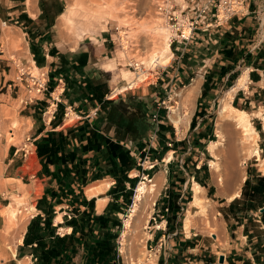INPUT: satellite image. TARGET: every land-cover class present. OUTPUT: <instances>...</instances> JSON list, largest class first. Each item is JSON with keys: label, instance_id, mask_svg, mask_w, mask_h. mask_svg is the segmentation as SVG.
<instances>
[{"label": "crops", "instance_id": "0c3cea01", "mask_svg": "<svg viewBox=\"0 0 264 264\" xmlns=\"http://www.w3.org/2000/svg\"><path fill=\"white\" fill-rule=\"evenodd\" d=\"M248 5L249 13L247 15L234 17L222 29L213 31L210 35L205 32H198V37L187 48L185 53H178V56L175 57L170 46L171 60L174 57V64L170 65L171 68L163 71L158 82L153 84V86L144 88L143 93H139L138 95L143 100L147 113L159 112L162 119L160 135L173 132L172 128L163 120L166 119L163 102L167 98L169 89L173 90L174 87H181V85L184 87L189 85L184 90L185 92L181 93V96L185 100L196 96L197 105L203 106L202 108H205L208 113L219 94L223 93L230 86L231 89L228 90L227 94L230 92L232 97L227 99L226 94L225 100L222 103L227 102L228 106L232 109L244 112L247 115L249 114L247 111L234 107L232 103L236 101L241 107H252L253 109L258 106L259 108L264 107V20L261 22L258 17L260 15L257 14L260 8L264 9V0H249ZM54 8H58L57 11ZM61 12L59 0H0V51L3 48L2 37L4 35V27L15 28L22 35L11 38L9 34H6L7 40H10L12 45L15 46V41L24 38L23 41H26V46L22 49L27 53L24 59L36 67H42L49 71L51 77L49 83L50 89L52 90L55 86L57 77L64 76L66 80V90L60 97L61 101L58 104L57 112L52 116L50 121L43 115L50 99L48 93L33 103L27 106H19L17 109L19 118L23 122V128L21 129L22 142L25 141L26 137H31L33 140L31 146L33 152L30 156L25 157L23 152L18 150L22 142L20 144L13 143L9 147H3V141L5 140L0 139V148L3 149V156L0 159V204L1 201L9 198L10 192L18 191L20 193L21 190L24 194L25 188L22 185L28 184L25 182V179H30L31 182L40 180L43 189L41 195L36 200L35 216L38 214L44 215L37 205L45 195L53 203L55 201V199L52 200L53 191H57L60 197L64 198V194H62V190L59 188L58 179L52 173L45 170L42 158L37 150L39 140L50 131H59L69 126L83 125L84 123H88L89 129L99 128L103 130L106 121L101 112V102L106 99V95L111 90L108 79L104 78V74H101L99 69H95L99 68L96 67L98 66L96 59H100L98 55L101 57L104 55L108 56L109 50L104 48V44L103 49L102 47L99 48L100 52L99 50L94 51V49L89 51L83 46L67 52L62 51L58 44L53 41V28L56 26V18ZM261 16L264 19V14H261ZM258 37L262 38L263 41L255 49L253 47ZM114 59H111V61ZM7 65H11L12 68H0L2 70L0 72V84L3 81V87H6L3 95L10 97L8 103L11 104L13 101L18 100L17 94L22 93L23 89L20 87L22 84L16 81V72L14 71L15 73H13V64L8 62ZM102 67L105 69V64ZM245 74L247 77L246 82L244 86L239 87L238 83ZM98 86H103V89H98ZM129 87H124L123 90ZM148 96L151 97L152 105L147 101ZM96 107L99 108V113L94 116L92 111ZM69 110L71 111L68 113L74 112V114L68 118L65 114ZM257 112H259L257 117H260L259 119L263 121L264 109L261 108ZM205 116H207L206 113L204 114ZM53 119L54 122H52ZM202 125L204 126L205 124L202 123ZM194 128H196V125ZM89 129L87 131L83 129L77 134L85 133L83 137L85 141L89 134ZM186 129L187 127L184 130V134ZM100 132L103 133V131ZM252 132L258 136L255 130L252 129ZM110 135H113V131ZM127 141L125 142L126 147H128ZM210 142L212 143V141ZM75 143L76 145H80L83 141H79L76 138ZM155 148H157L156 144ZM258 148L256 150L259 151V155L254 153L253 156L263 161L264 164V159L261 157V151L263 150L260 147ZM133 151L132 154H134ZM170 154L173 156V152L169 151L166 160L171 157ZM84 157H86L88 163L92 164L102 160V154L100 153L86 152ZM213 161L211 160L210 167ZM202 165L195 166L191 171L194 173L195 179L199 178L203 183L208 185V177L206 178L203 175L208 170H200ZM254 165L258 166V163ZM53 169L54 167L50 165V171H53ZM263 176L264 169L257 167L249 169L243 182L244 184L242 183L244 187L246 180L250 179L246 188L243 189L242 185H240V195L232 201L222 203L224 206L222 211L227 221V239L224 241V246H221L215 239L217 235H214L212 237L214 241H211V239L197 237V233L193 235L184 233L181 219L179 218V210L184 208V203L182 202L185 201L183 199L186 193L183 191L184 188L177 192V206L167 213L166 227H163L164 223L162 224L165 230L154 228L148 233L149 239L147 245L148 247L150 245L155 246L156 249H158L157 245L164 235L171 236L167 241V247L157 252V264H264V185L260 182ZM107 177L114 179L113 183L116 184V179L111 175H106L101 179H108ZM187 179L188 181L184 182L185 190L191 182L190 177ZM98 180L100 179L89 178L86 185ZM45 181L47 182L45 183ZM106 183V186L99 187L96 190H104L107 187L111 189V183ZM195 183H198L202 189H205L206 185L202 186V184L195 180L193 186ZM86 185L82 187L84 195L89 200L95 198L94 205L97 214L104 213L109 202L113 201V198L109 199L108 196L113 197L115 189L111 192L108 189V196L106 197L102 196L106 191L100 194L101 196L93 195L89 197L85 191ZM73 186L76 187L77 184L75 183ZM93 189L91 187L87 191L93 194L96 192ZM31 190L36 192L38 188L33 186ZM234 190L228 197V200L233 195ZM20 195L16 194L15 199L22 200V196ZM193 196L195 197V192ZM63 200L68 201L67 198ZM192 200L193 204L196 205L193 198ZM192 200L190 205L192 204ZM62 204L54 205L55 213L57 212L56 207L60 206L63 209ZM75 206L77 208L80 205ZM67 207L69 208L68 204ZM196 207L198 208L197 205ZM80 208L84 210L86 206ZM162 211L163 209L160 210V212ZM257 212L260 213L259 218L253 215ZM35 216L33 215L32 218ZM59 217L61 218V216L57 217L58 222H60ZM187 219L190 222L189 227H187ZM187 219H185L184 223L186 230L190 229L191 224L190 218L188 217ZM125 223L126 220L124 222V229ZM208 223L207 225L209 226L211 222ZM58 224L54 222V225ZM27 230L28 226H26L22 238L17 241L15 248L16 255L5 260L2 264H23L21 260L24 259H30L33 263L31 246H25L24 242ZM71 231L72 227L70 226L59 227L58 229V233L61 235L70 233ZM82 251L83 248L73 258L74 264H79L83 261L84 253ZM221 255H224L223 262L220 261ZM152 261L154 263V260Z\"/></svg>", "mask_w": 264, "mask_h": 264}, {"label": "rangeland", "instance_id": "374dc122", "mask_svg": "<svg viewBox=\"0 0 264 264\" xmlns=\"http://www.w3.org/2000/svg\"><path fill=\"white\" fill-rule=\"evenodd\" d=\"M59 2L61 3L62 12L56 18V26L53 28L54 31L52 34L53 41L58 44L60 49L62 51L70 52L72 51L71 49H77L78 47L83 46L89 51L94 49V51L99 50L100 52L99 48L102 47L103 49L104 44V48L109 50L108 56L104 55L101 57L98 55L100 59H96V62H98V66L96 67L99 68L95 69H99V72L104 74V78L108 79L110 89L117 87L118 89L123 90L124 87L130 85L128 83H136L133 86L134 88L131 90H125L114 99H119L121 96L124 98H128L129 96L138 97L139 93H143L144 88L149 86L148 81L136 80L138 70H135V63L138 62V64H143L141 66L146 69L151 68L148 62L144 65V62L141 63L140 60H147L149 58L153 52L152 48L154 41L157 46H162L164 36L156 34V32L160 27L167 26L166 20L157 13L152 0H59ZM107 2L108 4L113 3L116 11H113V8L108 7L109 5L105 4ZM54 9L57 11L58 8ZM6 34H9L11 38L22 35L21 32L15 28L4 27V35L2 37L3 48L0 51L1 69H11V65L8 66L7 63L11 62L13 64V60H22L23 63L27 62V60L24 59V56L27 55V53L24 52V49L21 50L16 45H12L11 41L7 40ZM24 46H26L25 40ZM172 50L175 54L174 56L177 57L178 52L174 47H172ZM111 59L114 60L111 61ZM173 59L174 57L169 65L174 64ZM104 64L105 69L102 67ZM13 68V73H15L16 69L14 64ZM169 68H171V66ZM1 69L0 72H2ZM142 73L145 72L143 71ZM154 74L156 73L154 72ZM154 74L149 75V78H151L150 81L156 80ZM130 87L132 86L130 85ZM187 87H184L183 85L178 87L177 94L172 100L165 98V103H163V105L165 106L164 110L166 111V119L163 120L172 127L173 132L159 135L156 142L157 148L152 147L154 151H149V149L145 151L143 150L146 153V156L143 158L137 154L139 157L140 168H135L129 171L128 174L135 182L126 181L125 191L122 192L115 189L113 197L108 196L109 187L100 191L96 190L99 187L106 186V182L111 183V187L114 188L116 184L113 183L114 179L112 178L107 177L108 179H100L85 186V191L89 197L93 195L101 196L100 194L106 191L102 196H108L109 199L113 198V201H110L113 203L115 209L113 210V213L122 221V228L119 229L117 237V248L120 256L119 264H145L149 257V247L147 245L149 239L148 233H150L156 225L152 217L153 215L161 214L160 210L163 209L164 206L169 205V202L174 203L176 197H174L175 195L173 194L171 195V193H177L183 188L186 195L183 199L185 201L182 202L184 203V208L179 210V218L181 219L180 221L184 233H187V235L197 233V237L211 239V241H214L212 240V237L217 235L215 239L221 244V246H224V241L227 239V221L225 219V214L222 211L224 207L222 203L228 202V197L233 190L242 185L243 178L247 176L249 169H254L256 167L264 169L263 161L260 159L258 160L256 156H253L255 150L260 147V149L263 150L261 151V157L264 159V123L259 119L260 117H257L259 113L257 111L261 108L264 109V107L259 108L258 106L254 109L252 107H241L235 101L232 103L234 107L245 110L249 113L248 115L250 116L252 129L258 133V136L255 135L253 147L250 149V152L248 153L249 158L246 160L247 164H242V159L237 162L235 168L238 175L233 181L230 179L229 165L222 154V161H220V163L224 170V175H222V177L225 182L223 185H219L220 183L215 178L216 175L210 167V162L214 159L209 152L208 146L211 143L210 141L213 142L218 140L217 132L219 116L225 103L222 102L225 100V96L228 90L231 89V86L223 93L219 94L218 98L213 103L212 108L209 109V113L205 108H202L203 106L197 105L196 96L190 97L187 100L181 96V93L185 92L184 90ZM5 91L6 87H3L2 81L0 84V114L3 121V127L7 131L9 127L15 126V137H8L7 141H3V147H9L13 143L20 144L22 142L21 129L23 128V122L19 118V113L17 111L20 106L19 100L13 101L11 104L8 103L10 97L3 95ZM147 98V101L152 105L151 97L148 96ZM173 111H175L176 117L185 116L188 119V126H185L187 129L182 136H179L175 126L170 120V115ZM205 113L207 116L204 117ZM193 119L195 120L196 128L192 126ZM202 123L205 125L203 126ZM233 127L234 126H231L229 128L230 132L233 133L235 138H241V130H236V127ZM169 142H172V146L168 145ZM166 145H168L169 149L166 148ZM169 151L173 152V156L170 154L171 157L169 159H172H168V161L166 158H168ZM2 156L3 149L0 148V159ZM204 163H207L208 167L207 173L203 174L206 178L208 177V185L203 189V197L205 204L208 206L207 210H209L207 215L203 214L201 209L193 204L192 200V198L194 199L193 184L195 180L197 181V178H194V173L191 170H193L195 166ZM255 163H258V166L254 165ZM154 165H157L156 168H151ZM148 172H150V175ZM181 173L186 177L185 182L188 181L187 178L190 177L191 179L186 190L185 183L181 181L178 176ZM144 176H148L149 179L147 180L158 181L160 192L155 196L149 197L147 201L141 205V208L131 221L132 227L131 230H128L129 236L126 240L127 243H124L122 237V233L125 231L124 222L130 218L131 207L134 202V195L136 194L138 185L141 182L147 181L144 179ZM25 182L28 184L22 185L25 188L24 194L21 190L20 193L18 191L10 192L9 198L5 201H1L0 204V234L7 235L5 243H0V264L13 257V251L16 248L17 241L22 238L26 226H28L30 224L29 222L33 220L32 216H35L36 214V200L37 197L41 195L43 185L40 180L31 182L30 179H25ZM46 182L47 181H45V183ZM33 186L38 188L36 192L31 190ZM91 187L94 188L93 190H96L93 194L87 191V189ZM16 194H21L20 196H22V200H16ZM191 200L192 204L190 205ZM18 201H21L22 204L18 208L21 210V214L19 213L20 219L15 220L17 222H12L10 221L6 207L9 205L18 207ZM62 201L63 206H61L63 209H61L60 206L56 207L57 212L54 215V222L56 223L63 221L65 215L69 214V209L67 207L69 202L64 201L63 199ZM74 203L75 205H78L77 201ZM259 214L260 213L257 212L253 215L254 217L259 218ZM6 216L9 218L7 219ZM58 216H61L62 218L59 217L60 222L57 221ZM188 217L191 221L189 231L185 229L184 224L185 219ZM156 218L158 223H160V217L157 216ZM208 222H211L209 226L207 225ZM213 223L215 224L212 225ZM117 229L118 228L116 227L115 230ZM170 237L167 238L166 241H168ZM153 256L155 255H152L151 259L154 260V263L151 260L148 264H157V256L154 258ZM21 262L23 264H33L30 259H24L21 260Z\"/></svg>", "mask_w": 264, "mask_h": 264}, {"label": "trees", "instance_id": "16d2710c", "mask_svg": "<svg viewBox=\"0 0 264 264\" xmlns=\"http://www.w3.org/2000/svg\"><path fill=\"white\" fill-rule=\"evenodd\" d=\"M98 89H103V86H98ZM101 112L106 121L103 130L89 129L88 123L69 126L48 132L37 144L45 170L58 179L63 197L69 202V214L65 215L63 222L54 225V205L63 203L62 198L57 191H53L54 203L46 195L41 199L38 208L44 215L38 214L33 218L24 238L25 246H31L33 264H74L73 258L80 253L81 248L84 258L79 264H119L117 237L119 229L122 228V221L114 215L112 202L104 213L97 214L95 198L87 199L82 187L87 184L89 178L96 180L106 175L116 179V186L111 191L118 189L124 192L126 181L135 182L128 174L129 171L140 168L137 154L142 158L146 156L143 148L149 145L152 123L147 116L143 100L134 96H121L116 100L104 99L101 102ZM192 126L195 127L194 119ZM83 129L90 130L85 141V133L77 134ZM112 131L113 135H110ZM76 138L83 143L76 145ZM127 140L133 141L132 149L126 147ZM166 148L169 149L168 145ZM133 150L136 155L132 154ZM149 151L154 149L150 147ZM86 152L100 153L102 160L94 164L88 163L84 157ZM50 165L54 167L53 171H50ZM200 170H208L207 163H204ZM148 174L150 175V172ZM178 176L185 182L183 173ZM197 181L203 186L206 185L198 178ZM249 181L248 178L243 189ZM260 182L264 185V176ZM75 183L76 187L73 186ZM172 194L178 200L177 193ZM177 200L168 203L170 211L177 206ZM75 201L80 202L77 208L74 207ZM82 206H86V209L81 210ZM64 226L72 227V231L61 235L58 229Z\"/></svg>", "mask_w": 264, "mask_h": 264}, {"label": "built area", "instance_id": "2783aa9c", "mask_svg": "<svg viewBox=\"0 0 264 264\" xmlns=\"http://www.w3.org/2000/svg\"><path fill=\"white\" fill-rule=\"evenodd\" d=\"M248 2L249 0H152L157 13L166 20L167 25L170 27L172 32L170 44L171 47H174V49L179 54L185 53L187 48L198 37V32H205L210 35L213 31H218L225 25L229 24L234 17H243L247 15L249 13ZM257 14L260 15L258 17L262 22L264 19H262L261 14H264V9L260 8ZM262 41L263 39L258 37L253 48H258ZM13 64L16 69V81L22 84L20 87L23 89L22 93L17 94V99L19 100L20 106H27L48 93L50 99L43 115L48 119V121H50L52 116L57 112L58 104L61 101L60 97L66 90V80L64 76H59L56 78V84L51 90L49 85L51 77L47 69L35 67L29 61L23 63L22 60H13ZM141 65L143 64H138V62L135 63V70H138L136 79L138 80V75L141 70H143L146 72V76L142 79V81H148L149 86L158 82V80L161 78V75L163 74V71L170 67L168 64L165 66L158 65L156 67L146 69ZM154 72L156 74H154ZM149 74H154L156 80L150 81L151 78H149ZM132 88L134 87L132 86L128 89L131 90ZM117 89V87L111 89L106 95V99L113 100L116 98V96L125 91H116ZM177 90L178 87H174L173 90L169 89L167 98L172 100L174 96H176ZM70 111L71 110L67 111L65 114V116H68V118L74 114V112L71 114L68 113ZM98 112L99 108L96 107L92 111V114L96 116ZM147 116L152 123V129L148 138L149 145L143 148L144 151L150 147L155 148V144L161 132L160 125L162 124V119L159 112H148ZM14 129L15 126L9 127L7 131L4 129L0 114V139L7 141L8 137L14 138ZM32 144V138L26 137L25 141L21 143L18 150H21L23 155L28 157L33 152L31 147ZM126 144L129 148L134 147L132 140H128ZM168 145L172 146V142H169ZM133 152L136 155V152ZM246 164L247 162L245 165ZM169 212L170 207L169 205H166L164 206L161 214L153 215L152 219L156 223V229L165 230L163 227H166V215ZM157 216L160 217V223L157 221ZM163 223L164 225L162 227ZM169 237V235H164L162 239H160L157 245L158 249H156L155 246L150 245L149 256H156L160 249L167 247L166 239Z\"/></svg>", "mask_w": 264, "mask_h": 264}, {"label": "bare ground", "instance_id": "6f19581e", "mask_svg": "<svg viewBox=\"0 0 264 264\" xmlns=\"http://www.w3.org/2000/svg\"><path fill=\"white\" fill-rule=\"evenodd\" d=\"M93 1H95V0H93ZM105 4L109 5L108 7L113 8L112 9L113 11H116L114 9L113 3L108 4V2H107ZM156 34H159V35L161 34L162 36H164L162 46L161 47L157 46L156 42L154 41V45L152 48L153 52L151 53L149 58L147 60H144V59L140 60L141 63L144 62V65L146 64V62H148L149 65L151 66V68L156 67L158 65L159 66H164L166 64L168 65L171 62L170 38H171L172 34H171L170 27L168 25L164 26V27H160L159 30L156 32ZM15 44L21 50H22V48H24L23 39H18L17 41H15ZM141 71L143 72V70H141ZM142 72H140V74L138 75V80H142L146 76V74H145L146 72L145 73H142ZM246 78L247 77L245 74L240 79V81L238 83L239 87L244 86V84L246 82ZM135 84L136 83H134V82L130 83L131 86H134ZM118 90L123 91L122 89H118ZM231 97H232L231 93L229 92L227 94V99H230ZM170 120L172 121L173 125L177 129L179 136H182L184 134V128H185V126H187L188 119L185 116H182V117L177 116L176 117L175 111H173L171 116H170ZM263 121H264V115H263ZM231 126L236 127V130L237 129L241 130V134H242L241 138L237 139V137L235 138V136H233V133H231L230 129H229ZM217 134H218L217 135L218 140L212 142L209 145L210 153L214 157V161L211 163V168L213 170V173L216 175L215 178L220 183L219 185H223L225 182L224 178L222 177V175H224V170H223L222 165L220 163V161H222L221 160L222 154L224 155V159L226 160V162L229 165L230 179H231V181H233V179L237 178V175H238L237 170L235 168L237 162L241 161V159H242V164L245 165L246 160L249 158L248 153L250 152V149L253 147V144L255 141V134L252 132L251 123L249 121V116L244 112H239L237 110L232 109L230 106H228L227 102L224 103V105L221 109V112H220ZM255 154L259 155V151L255 150ZM144 179L147 180L149 178L145 177ZM143 180H141V181H143ZM244 181H245V178L243 179V182ZM159 186H160L159 182L156 180H151V181L147 180V181L141 182L138 185V187L136 189V194L134 195L135 196L134 197V204H133L130 216H129L130 218H129V220L126 221V223H125L126 228L124 229L125 231L122 233L124 243H127L126 240L129 236L128 230H131V227H132L131 221L133 220L136 213L141 208V205H143L149 197L155 196L158 194L159 189H160ZM239 191H240V188H238V190H236V188H235L233 195L229 198V201H232L234 198L238 197L240 195ZM194 192H195V197H194L195 204L198 206L199 209H201V212L203 214L207 215L209 212V210H207L208 206L205 204V200L203 197V189L201 188V186L198 183H195V185H194ZM21 205H22L21 201H18V207H14L12 205H9L6 207V210L8 211V215L10 217V221L14 222L15 220L20 219L19 213L21 210H19L18 208ZM6 218H7V216H6ZM149 219H150V217H149ZM15 222H17V221H15ZM186 223H187V227H189V223H190L189 219H187ZM7 224H9V223H7ZM187 230H189V229H187ZM6 239H7V235L1 233L0 234V243L1 242L5 243ZM124 243H123V245H124ZM0 251H1V246H0ZM0 255H1V253H0ZM13 255H16L15 250L13 251ZM151 257L152 256L148 257L149 260H147L146 261L147 263L145 262V264H148V262L151 261ZM154 257L155 256H153V258Z\"/></svg>", "mask_w": 264, "mask_h": 264}, {"label": "water", "instance_id": "95a60500", "mask_svg": "<svg viewBox=\"0 0 264 264\" xmlns=\"http://www.w3.org/2000/svg\"><path fill=\"white\" fill-rule=\"evenodd\" d=\"M220 261L223 262L224 261V255L220 256Z\"/></svg>", "mask_w": 264, "mask_h": 264}]
</instances>
